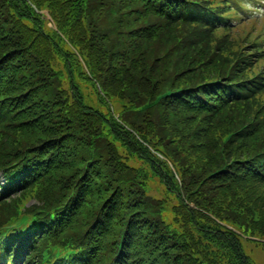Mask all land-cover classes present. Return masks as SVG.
<instances>
[{
    "label": "trees",
    "instance_id": "1",
    "mask_svg": "<svg viewBox=\"0 0 264 264\" xmlns=\"http://www.w3.org/2000/svg\"><path fill=\"white\" fill-rule=\"evenodd\" d=\"M239 4L0 0V127L28 121L11 144L0 134V167L46 165L44 142L51 154L0 222L34 199L31 223H68L37 264H255L242 239H264V40L227 24ZM155 180L194 205L176 226Z\"/></svg>",
    "mask_w": 264,
    "mask_h": 264
},
{
    "label": "rangeland",
    "instance_id": "2",
    "mask_svg": "<svg viewBox=\"0 0 264 264\" xmlns=\"http://www.w3.org/2000/svg\"><path fill=\"white\" fill-rule=\"evenodd\" d=\"M166 219L170 220L172 215L170 214L169 210L166 209ZM244 246H245V250L248 254H250L254 260H256L257 264H260V261H264V254L260 253L259 251L255 250V251H248V248L250 247L248 242H244ZM264 264V263H261Z\"/></svg>",
    "mask_w": 264,
    "mask_h": 264
}]
</instances>
